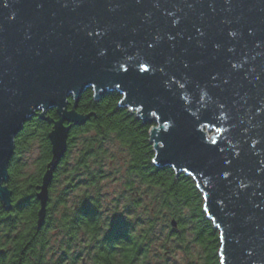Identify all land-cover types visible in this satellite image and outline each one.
<instances>
[{
  "label": "water",
  "instance_id": "95a60500",
  "mask_svg": "<svg viewBox=\"0 0 264 264\" xmlns=\"http://www.w3.org/2000/svg\"><path fill=\"white\" fill-rule=\"evenodd\" d=\"M100 49L107 50L102 59ZM149 59L153 74L138 78L137 62ZM117 60L131 65L129 75L114 70ZM89 88L96 99L119 91L121 106L144 124L155 122L154 163L194 177L207 216L220 230L222 264H264V0H0L5 207L12 204L16 137L39 115L53 124V157L38 192L43 222L71 130L90 118L78 111ZM52 109L57 118L48 115ZM171 118L179 128L169 135L162 125ZM206 128L215 133L209 137ZM212 140L217 143L209 149ZM165 141L168 151L161 155ZM171 223L178 226L176 218Z\"/></svg>",
  "mask_w": 264,
  "mask_h": 264
},
{
  "label": "trees",
  "instance_id": "16d2710c",
  "mask_svg": "<svg viewBox=\"0 0 264 264\" xmlns=\"http://www.w3.org/2000/svg\"><path fill=\"white\" fill-rule=\"evenodd\" d=\"M121 99L122 94L117 90L99 99L95 98L92 88L83 93L78 111L90 114V118L82 125H74L71 130L67 153L50 185L49 206H53L52 203H104L101 183L112 174L110 169L113 173L120 171L117 161L122 158L127 164L125 177L128 193L134 191L136 184L139 187L144 185V193L149 194L155 203L145 219L144 227L138 230L143 240L145 262L151 254L155 233V246L160 259L171 252L169 240L176 237L181 248L191 255L187 264H222L220 230L207 216L204 195L194 177L186 173L177 176L172 167H159L154 163L155 150L150 141V130L155 122L144 124L128 107L120 105ZM70 100L73 106V99ZM48 115L58 117L56 109L50 110ZM52 128L53 124L48 120L39 115L32 116L16 137L15 154L10 163L8 185L16 209L10 215L15 216L16 225H26L32 232L40 226L41 201L38 192L53 157L49 136ZM35 141L40 143V154L35 168L30 170L25 155L32 150ZM142 191L138 189V196H131V203H146V199L141 198ZM1 203L0 200L2 210ZM173 218L178 220L177 227L171 223ZM166 228H170L169 231ZM124 230L128 233L133 231L128 226ZM189 232L193 234L190 242L198 247L196 255H192L188 246ZM116 238L113 235L112 240L122 242V238ZM121 247L127 263L137 256L139 245L135 242L134 245Z\"/></svg>",
  "mask_w": 264,
  "mask_h": 264
},
{
  "label": "flooded vegetation",
  "instance_id": "af4514ba",
  "mask_svg": "<svg viewBox=\"0 0 264 264\" xmlns=\"http://www.w3.org/2000/svg\"><path fill=\"white\" fill-rule=\"evenodd\" d=\"M52 204L47 203L43 222L32 232L26 225L15 224V216L10 215L16 212L15 203L10 208L1 203L0 264H155V233L151 254L145 262L143 240L138 232L141 219L128 215L133 208L118 215L110 203ZM129 204L127 208L141 206ZM126 226L133 231L126 232ZM113 235L122 238V242L113 241ZM134 242L139 245L138 253L127 263L121 246Z\"/></svg>",
  "mask_w": 264,
  "mask_h": 264
},
{
  "label": "rangeland",
  "instance_id": "374dc122",
  "mask_svg": "<svg viewBox=\"0 0 264 264\" xmlns=\"http://www.w3.org/2000/svg\"><path fill=\"white\" fill-rule=\"evenodd\" d=\"M40 154V143L38 141L34 142L33 148L31 151H28L25 155V159L27 158L30 170H33L35 168L36 160L39 157ZM118 162V167L120 169L119 172L113 173V170L110 169V177L103 181L101 183L102 188H103V193H104V203H110L112 207V211L114 210L118 211V215H125L123 211L125 209H132L133 212L129 213V216H135L137 215L141 219V223L139 224V228L144 227V222L147 216L151 213V211L155 207V203H153L151 197L149 194L144 193L145 186H133V192L130 194L127 191L126 187V177H125V172H126V161L123 160L122 158L117 161ZM109 172V171H108ZM143 190L141 192L142 199H146V203H143L140 207L139 206H133V207H128L127 205H130L133 201V196L138 194L136 193L137 190ZM136 190V191H135ZM133 195V196H132ZM132 196V197H131ZM89 202L88 200H86ZM133 204V203H132ZM127 214V213H126ZM115 216V214H112ZM170 228H166V231H169ZM192 236L189 232V236L187 237V240H189V247L191 248V253L192 255H196L198 247L195 245V243H191L192 241ZM170 247L172 248L171 252L166 256L164 259H160L159 256H157V245L155 246V264H187L188 261L191 259V255L187 253L183 248H181V245L179 242H177L176 237H173L171 240H169Z\"/></svg>",
  "mask_w": 264,
  "mask_h": 264
},
{
  "label": "snow or ice",
  "instance_id": "6c2138e0",
  "mask_svg": "<svg viewBox=\"0 0 264 264\" xmlns=\"http://www.w3.org/2000/svg\"><path fill=\"white\" fill-rule=\"evenodd\" d=\"M176 23H179V21H176ZM97 36H100L101 35V32H97L96 33ZM235 35V34H234ZM89 38H92V33H89L88 34ZM159 42V38L157 37L156 41L152 42V43H149L148 45V48L150 50L154 49L156 47V45L158 44ZM117 47L119 48V45H117ZM107 55V50L106 49H100L98 51V57L99 58H104L105 56ZM155 64L153 63L152 60H140L137 62V71H136V76L140 79H145V78H148L151 74H153L154 72V69H155ZM233 67H235V65H233ZM112 69H109V71H111ZM117 73H121L125 76L129 75L131 73V65L128 64L127 62H124V61H119L117 60L115 62V69H114ZM160 71H163V69H160ZM213 79H215V77H213ZM186 81H188L187 78H185ZM172 81H175V76H172L170 78V80L168 82H166L165 86L169 88V91H171V85H172ZM227 83V81H225ZM92 87H95L96 85L93 83L91 85ZM115 87L116 88H121V83H116L115 84ZM185 87L184 84H180V88L183 89ZM129 91H125L124 92V95H128L129 94ZM186 99V97H184ZM156 112H153L152 115L153 116H156ZM165 120H169L170 118L169 117H164ZM165 129L169 130V135H171L173 132H176L179 128V125L177 123V121L174 119V118H171V123H164L162 125ZM201 139L203 140V137H201ZM217 142L215 140H212L210 142V144L206 145V147H208L209 149H211V146L212 145H215ZM167 141H165L164 144H161L160 147L162 149V152H161V155H164L167 151H168V148H167ZM228 163H231L230 161H228ZM173 167H175L176 165L173 164L172 165ZM184 171H188L187 168L184 169ZM229 175L228 171L225 170L224 171V176L225 178H227ZM241 187H244V185H241ZM223 203V202H221Z\"/></svg>",
  "mask_w": 264,
  "mask_h": 264
},
{
  "label": "built area",
  "instance_id": "2783aa9c",
  "mask_svg": "<svg viewBox=\"0 0 264 264\" xmlns=\"http://www.w3.org/2000/svg\"><path fill=\"white\" fill-rule=\"evenodd\" d=\"M205 130H206V132L208 133V136H209V137H211V136L215 133L214 130H213V131H208L207 128H206Z\"/></svg>",
  "mask_w": 264,
  "mask_h": 264
}]
</instances>
